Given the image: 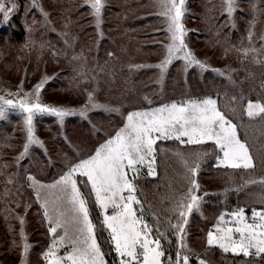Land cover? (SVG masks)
<instances>
[{
  "label": "trees",
  "instance_id": "1",
  "mask_svg": "<svg viewBox=\"0 0 264 264\" xmlns=\"http://www.w3.org/2000/svg\"><path fill=\"white\" fill-rule=\"evenodd\" d=\"M153 2L105 0L102 24L98 28L85 0H36V7H33V0H14L16 8L9 21L0 22V63L5 71L9 68L11 76H20L11 78L10 82L23 87L39 76V72L33 73L36 67H50L51 73L41 93L48 98L73 94L86 102L88 94L95 90L99 101L119 106L122 114L147 108L150 104L144 97L156 99L158 94V85L147 81V76L155 73L156 68L134 66L151 62L165 51L163 21ZM187 6L194 51L212 68L202 71L194 67L185 73L184 67L175 62L166 73V97L183 100L212 96L221 108L236 97L233 105L236 113L230 118L241 125L239 134L242 139L247 135L255 157L254 171L217 168L214 155L205 158L197 178L202 194L207 192L208 195H202L203 214H192L193 219L190 216L188 224L190 242L199 251L190 247L197 257H205L210 264H264L262 257L224 254L218 248L207 249L204 242L206 232L222 213L238 207H244L246 212L264 208L259 202L264 196V187L259 184V180L264 179L261 124L242 115L247 102L264 101V88L261 87L264 67L240 54V49L250 44L257 51L264 49V0H238V9L231 18L221 7L220 0H188ZM217 69L225 75H218ZM20 89L22 87L14 90ZM6 112V118L0 120V237L4 245L0 250L10 251L7 262L16 257L21 244L18 229L23 227L19 218L26 217L35 241L30 247V264H42L41 256L49 246L50 236L27 176L32 175L41 183L57 180L69 165L87 158L113 136L123 119L118 114L94 111L88 113V120L78 115L67 117L61 127L54 116L40 115L35 117L33 124L44 147L33 146L26 157L18 160L26 143L24 122L11 109ZM70 132L76 139H71ZM199 147L180 145L174 140L158 142V148L168 150L159 156L158 176H142L137 181L144 194L141 198L147 201L146 219L154 228V214H159L162 221L172 219L171 214L162 209L174 207L175 198L187 191L188 184L183 179L185 170L173 152L179 150L187 154ZM202 147L210 153L215 151L210 143ZM253 180L256 183H248L243 190H237L246 181ZM80 187L82 192L89 190L82 184ZM89 201L90 218L97 225L98 244L107 264H116L113 245L101 224L98 207L93 197H89ZM161 231H167L171 240V243L161 241L165 255L174 259L177 238L166 226L161 227ZM191 257L190 264H195V255L191 253Z\"/></svg>",
  "mask_w": 264,
  "mask_h": 264
},
{
  "label": "snow or ice",
  "instance_id": "2",
  "mask_svg": "<svg viewBox=\"0 0 264 264\" xmlns=\"http://www.w3.org/2000/svg\"><path fill=\"white\" fill-rule=\"evenodd\" d=\"M85 4L99 28L105 0H85ZM154 4L159 9L157 15L167 24L169 43L164 46L165 56L154 66L134 67L157 68L161 83L174 61L183 62L185 73L194 67L202 71L209 70L208 65L192 52L185 39L189 31L183 23L186 0H154ZM220 4L229 18L238 9V0H220ZM33 7H36V0H33ZM15 8L14 0H0V15L3 17L0 22L7 23ZM44 15L47 16V13ZM240 54L264 67V59H257L264 58V49L257 51L250 44L249 47L240 49ZM215 71L218 75H225L224 71ZM229 79L231 80L230 76ZM42 86L43 81L33 92L22 93L23 98L18 102L0 97V120L6 118V109H18L26 114V143L18 160L26 157L31 147H44L43 142L35 135L33 121L37 115L54 116L63 127L67 117L78 115L88 120L91 110L119 112V109L97 104L91 92L87 97L88 103L79 110L45 105L41 102ZM261 87L264 88V81ZM8 95L13 94L9 92ZM236 99L231 98L224 108H221L217 99L205 96L189 97L154 108L131 111L127 113L123 127L114 136L100 144L87 158L69 165L67 171L53 183L44 184L28 175V186L36 193L51 237L42 257L45 264H107L97 241V225L90 218L89 197H94V203L103 216L101 224L109 233L119 264H190L191 249L187 243V227L189 217L200 212L203 196L208 195L207 192L203 196L198 195L201 185L196 179L205 158L214 155L217 168L255 170L252 145L247 135L244 139L241 138V125L230 118L236 113L233 106ZM144 100L152 104L150 97L145 96ZM242 115H246L250 121L258 120L261 124L260 135L264 138V101L247 102ZM161 140H174L180 145L201 147L194 148L187 154L179 150L173 152L185 170L183 179L187 181L188 187L185 193L175 198L174 207L162 209L171 214L172 219L162 221L159 214H154V228L153 224L147 222V201L141 198L144 194L137 181L142 176H158L159 156L168 151L158 148ZM209 143L215 149L212 153L202 147ZM248 183L256 181H246L237 190H243ZM81 184L89 189L87 193L81 191ZM259 184L264 187V179L259 180ZM259 202L264 205V196ZM227 216L229 218L226 219L225 214H221L213 230L207 232V249L218 248L222 253H231L233 256L264 258V208L259 211L252 209L249 217L244 207H238ZM19 219L23 226L24 220ZM164 226L177 238L174 259L166 257L161 243L162 240L171 243L167 231H161ZM20 236L24 242V264H27L30 246L23 227ZM61 248L66 249L63 255L60 254ZM199 264L210 262L199 258Z\"/></svg>",
  "mask_w": 264,
  "mask_h": 264
},
{
  "label": "rangeland",
  "instance_id": "3",
  "mask_svg": "<svg viewBox=\"0 0 264 264\" xmlns=\"http://www.w3.org/2000/svg\"><path fill=\"white\" fill-rule=\"evenodd\" d=\"M187 1L188 0H186V5H185V7H186V12H185V16H184V19H183V23H184V25H185V27H186V29H188L189 31H188V34H187V36L185 37V39H186V42H187V44L189 45V48L192 50V52H194V54L196 55V57L198 58V59H200V57L195 53V51H194V47H193V45H192V42H191V37H190V31H191V21H190V19H187V12H188V6H187ZM154 3V2H153ZM159 11V10H158ZM160 18H161V21H163L162 22V29H163V36H164V40H162V43H163V46H165V45H167L168 43H169V41H168V38H167V33H166V28H167V24L164 22V20H163V18L160 16ZM164 56H165V51H164V53H163V56H159L158 58H156L155 60H153V61H151V62H146V63H144V64H142V65H152V66H154V65H156V64H158V63H160L161 62V60L164 58ZM201 60V59H200ZM175 62H178L181 66H183V62L182 61H174L173 62V64L175 63ZM152 63V64H151ZM172 64V65H173ZM172 65H170L169 67H168V69H167V72L169 71V69L171 68V66ZM184 67V66H183ZM209 68H212V67H210V66H208ZM155 68V67H154ZM197 68V67H196ZM8 69L9 68H6V71L4 70V68L2 67V63H0V97H4L5 99H12L14 102H18V100L19 99H22L23 98V96H22V93H31V92H33V90L35 89V87L38 85V84H41L42 83V81H43V86H44V84L47 82V80H48V77H49V73H51V72H49V69H51L50 67H48V66H46V67H43V66H38V67H36L35 69H34V71H33V73H38V77L37 78H35L34 80H32L31 82H29V83H27V85L25 86V87H23V86H21V85H17V86H15L14 85V83H12V82H10L11 80V78L12 79H17V78H19L20 76H18V77H13V76H11L10 74H8ZM214 69V68H213ZM4 70V71H3ZM5 72H6V74H5ZM166 72V73H167ZM40 73H41V75H40ZM166 73H165V76H164V79H163V82L161 83L160 81H159V75H160V72H159V70L156 68V71H155V73H153V74H151V75H148L147 76V81H149V83H151V82H155L156 83V85H158V90H157V93L158 94H156V99H151L152 100V104H150V106H148L147 108H142V109H138V110H144V109H149V108H154V107H158V106H160V105H162V104H165V103H170V102H173V101H181V100H168V98L166 97V96H168L167 94H165L166 92V83H165V79H166ZM45 78H47V79H45ZM43 86H42V88H43ZM20 87H22V89H20L19 91H15L14 89L16 88H20ZM42 88H41V93H42ZM12 93L13 95H8V93ZM93 95H94V99H95V102L97 103V104H101V105H104V106H106V107H108V108H112V109H119V112H105V111H100V113H102V114H107V115H110V113L111 114H118V115H121L122 116V119H123V121H122V124H121V126L120 127H123V124H124V122H125V117H126V115H127V113L126 114H122L121 113V111H120V107L119 106H116V105H113V104H111V103H109L108 101H99L96 97H95V95H96V93H95V90L93 91ZM51 96H53V95H51ZM159 96V97H158ZM170 97V96H169ZM202 97H205V96H202ZM212 97V96H211ZM43 98V99H42ZM191 98H201V97H191ZM212 98H214V97H212ZM187 99V98H186ZM215 99V98H214ZM184 100V99H183ZM41 102L43 103V104H45V105H48V106H51V107H59V108H70V109H76V110H79V109H81V108H83L87 103H88V100L85 102V99L84 100H82L79 96H75V95H71V97H69V96H66V95H59V96H56L55 97V95H54V98L53 97H47L46 95H41ZM49 102V103H48ZM85 102V103H84ZM16 115H19V116H21L22 118H23V122H24V117H25V115L26 114H24V113H22V112H20L18 109H11ZM137 110V109H136ZM136 110H131V111H136ZM94 111H97V112H99V110H91V111H89V112H94ZM130 111V112H131ZM129 113V112H128ZM43 115H45V116H50V115H48V114H42L41 116H43ZM40 115H37L36 117H39ZM36 118H34V120H35ZM24 126H23V129H24V135H25V137H26V127H25V122H24V124H23ZM119 127V128H120ZM118 128V129H119ZM35 135L37 136V138L38 139H40L39 137V135L35 132ZM69 135H71V139H76V137H74V135H73V132H70L69 133ZM79 136V135H78ZM114 136V135H113ZM78 139V138H77ZM108 139V138H107ZM106 139V140H107ZM161 141H167V140H161ZM104 143V142H103ZM215 165H216V163H215ZM143 171H146V169L145 170H143ZM196 179H197V181H198V183L201 185V183H200V181H199V179L196 177ZM54 182V181H53ZM53 182H50V183H44V184H51V183H53ZM34 192V191H33ZM34 194H35V197H36V199H37V196H36V193L34 192ZM198 195H200V196H202L203 194H202V192L200 193V194H198ZM94 198V197H93ZM39 204V203H38ZM40 205V204H39ZM41 208V207H40ZM253 209H256V210H261V209H259V208H253ZM98 210H99V208H98ZM251 210L252 209H249V210H247V212H246V214L250 217L251 216ZM232 211H234V210H232ZM41 212L43 213V210L41 209ZM231 212V211H230ZM99 213H100V210H99ZM229 213V211L228 212H224V213H222V214H225V216H226V219L227 218H229L228 216H227V214ZM20 215H21V212L19 213ZM193 214H197V215H202L203 213H202V210H200V212H198V213H193ZM20 215H18V217H20ZM100 217H101V221H102V219H103V216L101 215V213H100ZM191 219H193V216H191ZM23 220H24V224H23V231H24V233H25V235L27 236V243L29 244V246L31 247V245H33L34 244V239L33 238H31V234H32V230L33 229H31L30 227H27V225L28 224H26V221H28V219L25 217V219H24V217H23ZM147 222L149 223V221L147 220ZM216 222H217V219L214 221V223H213V225H212V227H210L209 228V230H213V228H214V226H215V224H216ZM150 224V223H149ZM46 226H47V224H46ZM48 227V226H47ZM21 228L22 227H19V235H20V233H21ZM189 228H191V227H187V243H188V246H189V248L191 249V253L192 254H194L195 255V257H196V261H195V264H199V258H204V259H206L205 257H197V255L194 253V250H193V248H195V246L193 245V243H192V241L190 242V239H189V237H190V233H191V231L189 230ZM170 230V229H169ZM208 230V231H209ZM171 231V230H170ZM108 232V231H107ZM206 234H207V232H206ZM173 237H176L175 235H173ZM20 239H21V236H20ZM50 240H51V237H50ZM2 239H1V237H0V246H3L4 247V245H1L2 244ZM205 245H206V236H205ZM23 241H22V239H21V244H20V248H19V253L16 255V257H11L12 258V260H10L9 262H7L6 260L10 257V255H11V253H10V251L9 250H5L4 248V250H0V264H24V262H25V257L23 256ZM50 244V243H49ZM193 247V248H191V247ZM30 247H29V252H28V254H27V257H26V260H27V264H30ZM48 248V247H47ZM196 249V248H195ZM197 251H199L198 249H196ZM47 251V249L45 250V252ZM66 251V249H64V248H61V255H63V253ZM113 251H114V249H113ZM114 255H115V257H116V264H119V260H118V258H117V256H116V253H115V251H114ZM242 256V255H241ZM41 257H43V255L41 256ZM192 258V257H191ZM254 258H260V257H254ZM42 260H43V258H42ZM207 260V259H206ZM42 264H45V262H44V260H43V263Z\"/></svg>",
  "mask_w": 264,
  "mask_h": 264
}]
</instances>
